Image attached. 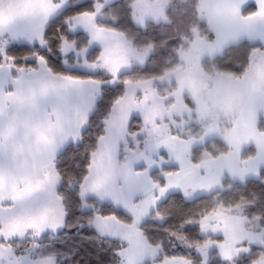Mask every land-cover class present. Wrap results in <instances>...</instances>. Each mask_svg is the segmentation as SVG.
I'll return each instance as SVG.
<instances>
[{"label":"rangeland","instance_id":"obj_1","mask_svg":"<svg viewBox=\"0 0 264 264\" xmlns=\"http://www.w3.org/2000/svg\"><path fill=\"white\" fill-rule=\"evenodd\" d=\"M92 1H101L94 14L67 21L68 31L81 33L86 42L79 48L73 42L62 43V68L99 77L81 80L88 81L93 105L90 116L104 98L115 102L108 109L96 111L89 124L102 134L81 179L73 174L76 181L66 184L53 171L46 185L30 183L0 206V264H72L80 236H70L68 229L82 221L90 228L78 227L84 230L82 236L115 244L114 264H153L162 255L161 250L151 247L140 229L151 213L136 209L142 201L130 196L125 183L127 179L132 181L122 168H130L131 160L146 161V157L151 159L150 166L158 169L165 163L173 166L169 150L162 153L157 146L166 137L197 144V148L221 140L228 152L204 156L199 164L228 162L232 167L225 169L233 172L224 174V181L243 183L246 177L257 180L264 170V50L257 47L263 44L251 43L242 36L224 44L205 21L210 16L209 0H197L196 8L199 21L206 22L213 33L212 39L203 36L199 26L190 28L187 35L182 24L180 29L170 25L156 32L153 24H170L165 15L172 0H127L119 7L112 5L121 0ZM68 6L69 0L63 7L61 3L59 12ZM100 10L101 14L95 16ZM78 17L83 20L73 25ZM44 29L29 45L10 39L1 41L2 65L12 66L6 53L13 45L46 48ZM154 37L164 38L154 42ZM163 46L165 51L160 52ZM70 57L73 59L69 64ZM43 73L52 74L44 60L38 61L36 70H15L17 77L26 78ZM145 163L143 167L148 169L149 162ZM138 164L136 167L142 166ZM242 173L246 175L240 176ZM135 191L143 190L135 187ZM183 195L188 201L200 196L194 190ZM132 204L139 207L133 208ZM78 206H83L80 213L76 212ZM111 208L122 211L130 224L111 216ZM199 229L203 243L193 248L200 264L214 258L223 264H237L243 257L253 259L250 264H264V229L242 210L218 208L203 219ZM159 264L195 263L166 259Z\"/></svg>","mask_w":264,"mask_h":264},{"label":"crops","instance_id":"obj_2","mask_svg":"<svg viewBox=\"0 0 264 264\" xmlns=\"http://www.w3.org/2000/svg\"><path fill=\"white\" fill-rule=\"evenodd\" d=\"M67 1L4 0L0 5V42L10 39L18 44L33 43L29 41L60 13V4L63 7ZM249 6L256 8L255 13L244 17L243 12ZM209 11L210 16L205 17V21L214 34L222 37L224 44L239 36L251 43L264 44V0H209ZM79 20L83 19L75 18L73 25ZM87 82L48 73L17 77L13 66H0V206L30 183L46 185L56 159L79 141L93 109ZM158 145L162 153L169 150L173 166L167 167L165 163L158 169L150 166L151 159L146 157L143 158L146 161L131 160L130 168H122L126 178V174H130L132 183L129 179L125 183L130 196L142 201L140 207L139 204L132 207H139L136 209L146 214L171 194L194 190L202 196L220 191L226 178L224 174L233 172L225 169L232 167L228 162L205 161L193 165L190 152L197 144L166 137ZM145 162H149L148 169L143 167L147 165ZM138 163L142 166L136 167ZM163 169L176 171L164 174V184L159 188L152 183L151 176ZM93 171L91 169L90 174L93 175ZM135 187L143 191L137 193Z\"/></svg>","mask_w":264,"mask_h":264},{"label":"trees","instance_id":"obj_3","mask_svg":"<svg viewBox=\"0 0 264 264\" xmlns=\"http://www.w3.org/2000/svg\"><path fill=\"white\" fill-rule=\"evenodd\" d=\"M3 1L4 0H0V5ZM126 2L127 0H121L112 6H123ZM178 2L179 0H172L166 11L165 16L166 19L170 21V24L168 22L156 23L152 25L153 29H155L156 32L161 30V33L164 29H168L170 25L180 29V24H182L185 28L184 35H187L190 28L193 26H199L203 36L212 39L213 33L209 30L207 23L201 22L198 19L199 11L196 8L197 0H187L181 3ZM97 3H101V1L69 0V6L52 19L43 31L46 48L41 49L38 45L32 47L13 45L9 48L8 53H6V58L12 61V66L18 70H36L38 67V61L44 60L47 69L54 75L69 76L80 80L99 79V77H92L79 70H64L62 65L65 60L60 56V47L64 41L76 43L78 48L84 46L83 42H86V38L81 33L71 34L68 31L67 21L78 15L94 14ZM173 6H175V8H172ZM175 13L176 16H174ZM243 13L246 17L254 14L255 9L254 7H249ZM156 32L155 34L158 36ZM162 38L164 37H161L160 39L154 37L153 40L154 42H158L159 40L161 41ZM257 47L264 50V44ZM164 49L163 46L159 48V51L163 52L165 51ZM72 59L73 58L71 57L69 58V64ZM1 65L2 60L0 58V66ZM107 90L113 92V89L111 90V88H107ZM114 102V99L106 100V98H104L102 102L100 101L93 114L89 117L87 129L80 136V140L76 144L70 145L56 159L53 165V170L61 182L65 181L64 183L66 184L74 183L76 179L72 177L73 174L76 175L78 179L79 176L81 179V177L85 175L90 158L97 149V140L102 134L101 130L94 131V126L89 127V124L93 121V115L96 111H101L103 108L108 109L114 104ZM261 127L263 128L264 126ZM227 152L228 148L221 140H213L205 146L196 148L193 151L192 162L194 164H199L204 156L216 157L217 155ZM174 171L176 170L163 169L161 172H154L151 177L157 182L159 187H162L164 184L162 176ZM80 202L82 204V201ZM82 208L83 206H78L77 210H75L80 213L83 210ZM218 208L242 210L244 215L250 219L257 220L258 225L264 229V170L261 171L260 178L257 180L249 179L243 183H232L229 180H225L220 191L209 195L199 196L191 201H188L181 193L169 195L154 211L151 212L148 220H146L140 228L148 244L153 248H160L161 250L162 255L158 256L153 264L162 263L166 259L187 260L195 264H200L199 258L195 255L193 245L203 243L199 229L201 223L207 215ZM109 211L111 216H114L117 219L120 218V220L123 219L130 224V220L124 217L122 211H114L112 208L109 209ZM71 221H69L70 224H72ZM80 226L82 228L86 227V230L90 229L87 228L88 226H86L84 221L74 229H68L70 231V236H73L74 233H77V235L80 236L78 238L79 245L75 247L77 257L75 256L72 264H114L116 260L115 257H117L113 254L116 250L113 248L115 244L111 246L110 244L103 242V240L96 238L89 239L88 237L82 236L81 231L84 230H77ZM85 234L88 235L87 232ZM213 255L215 257L214 253L211 254V257ZM252 261L253 259L251 258L243 257V260L239 261L237 264H250ZM208 264L223 263L219 259L214 258L210 259Z\"/></svg>","mask_w":264,"mask_h":264}]
</instances>
